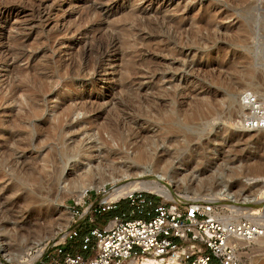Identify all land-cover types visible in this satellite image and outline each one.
<instances>
[{"label": "rangeland", "instance_id": "374dc122", "mask_svg": "<svg viewBox=\"0 0 264 264\" xmlns=\"http://www.w3.org/2000/svg\"><path fill=\"white\" fill-rule=\"evenodd\" d=\"M249 87L264 93V0H0V190L24 189L15 177L51 173L54 127L56 152L79 144L92 163L106 151L112 166H122L137 147L161 144L164 130L155 121L175 105L173 119L200 131L170 137L193 138L205 186L195 192L196 183L175 185L185 172L182 157L174 159L176 180L171 172L162 183L176 196L212 201L222 183L236 194L234 205L255 203L264 188V132L243 130L227 104L231 93ZM81 164L78 157L67 164L53 210L24 224L21 242L74 224L75 190L67 185ZM126 208L122 202L95 219L104 223ZM256 242L249 264L264 262V238ZM6 244L15 254L17 243Z\"/></svg>", "mask_w": 264, "mask_h": 264}, {"label": "built area", "instance_id": "2783aa9c", "mask_svg": "<svg viewBox=\"0 0 264 264\" xmlns=\"http://www.w3.org/2000/svg\"><path fill=\"white\" fill-rule=\"evenodd\" d=\"M239 101L238 125L264 132V99L248 89ZM111 189L107 183L86 190L81 201L72 197L74 224L59 239H45L14 261L0 251V264H249L253 244L264 237V188L255 203H236L248 206L239 211L225 199L175 201L144 189L109 199ZM122 202L125 210L96 221Z\"/></svg>", "mask_w": 264, "mask_h": 264}, {"label": "bare ground", "instance_id": "6f19581e", "mask_svg": "<svg viewBox=\"0 0 264 264\" xmlns=\"http://www.w3.org/2000/svg\"><path fill=\"white\" fill-rule=\"evenodd\" d=\"M3 13L5 14V11ZM248 89L255 92L260 99H264V93H260L258 91V88L249 87L245 90ZM245 90H241L239 93L235 91L231 93L227 99L229 110L231 111L232 109H235V112L238 115L237 118L239 120L243 115L239 97ZM162 108L163 107L161 106H156L154 110L157 114H160ZM165 110L166 120L161 121V119H158L157 121H155L156 124L160 126V130H164V135L162 138L163 141L161 142V144H157V142L154 141H149V143L145 147L146 150H143L142 147H137V152H134L133 157H126V160L124 162L129 161L126 162L128 164H123L122 166H112L110 164V157L108 155V152L106 151L103 157L99 159V162L96 161L95 163H92V160L89 159L92 153L82 149L79 144L72 148L62 149L60 152H56L54 142H56L58 133L56 127L52 128V133L49 138L51 148L50 150L52 151L50 155L52 164L51 173L48 176L44 177L39 174L29 175L27 179H34V182L28 184V180L26 179V177L25 179L15 177L13 178L14 181H19L20 184L23 185L25 183L24 189L16 184H12L8 188L0 190V251L2 256L10 261H14L21 257L25 253V251L30 249L35 244L51 237H58L59 239V237L64 234L65 227L59 228L55 233H52V230H49V228H47V230L38 233L36 235L38 237L37 240L32 243H23V241H20L24 238L23 231L26 228L24 224L36 223L37 219H40V217H45L48 212L53 210L51 203L55 200L54 191H59L58 189L59 182L61 181V172H63L67 164L76 157H78L79 163H82L79 167L81 175L76 179V181L69 182L67 188L69 191L75 190V193H73L71 196L76 197L77 201H81L82 196L86 190L92 188L98 189L107 183L112 184V189L107 195V198L109 199H116L127 191L133 189H144L160 197H163L164 199L176 201L179 196L171 193L169 189L171 185L162 183V179L171 172L173 175L172 178H176L177 174L174 168V159H177V157H182L180 158L179 165L184 168L185 172L184 174L182 173L183 175L181 174L182 176L179 177L175 185L180 186V184H184L187 186L191 184L190 182H192L193 184L196 183L195 185L199 187H196L195 189L193 188V191L198 192L200 190V186L205 183L204 178L200 179V162L198 163V161L200 160V149L193 150L191 148V144L193 143V138L191 137H185L181 140L177 137L170 136L174 135L175 131L179 132L180 130H185L188 133L197 134L199 133L200 129L197 127L189 126V124H185L183 122H176V120L173 119L175 105H169L168 108H165ZM72 113L73 111H69V115ZM238 122L239 121H237L236 123ZM239 130L241 129L239 128ZM60 137L62 138L63 136L60 135ZM118 141L121 146L123 144H126V138H123L120 135L118 137ZM160 145L163 146V149L159 151L158 148ZM147 150L152 153H157L155 154L156 156H151V154H149ZM55 154H57L60 159L59 163H57L58 161L56 162L55 160ZM175 155L176 157H174ZM187 160H192V162L189 163V161ZM161 163H163V166L160 165ZM197 171L199 173H196ZM147 172L156 173L155 175H157V179L153 181L143 180V175ZM193 175L195 179L194 181H191V177H193ZM228 177H234V173H231V175H229ZM252 180L253 179H245V182L249 183L250 181L252 182ZM241 185L245 186L246 184ZM215 194L216 195L214 196V200L225 199L226 201H229L231 203V206L235 207V210H240L233 204L237 199L236 194L230 192L226 184L221 183V186L219 188H216ZM242 200L246 201V199ZM9 211H11L12 213H9ZM14 214L18 216H16V223L13 224V226L9 227L7 226V222L11 219V217L13 218ZM22 220V224H18ZM39 229L37 231H40L42 228L40 230ZM7 241L17 243L18 248L15 254L7 253ZM256 262L252 264H256ZM257 264H264V262L262 263L261 261Z\"/></svg>", "mask_w": 264, "mask_h": 264}]
</instances>
